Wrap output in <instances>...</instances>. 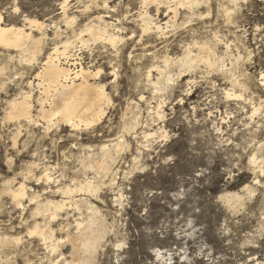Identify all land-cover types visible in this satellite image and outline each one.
<instances>
[{"label": "rangeland", "instance_id": "rangeland-1", "mask_svg": "<svg viewBox=\"0 0 264 264\" xmlns=\"http://www.w3.org/2000/svg\"><path fill=\"white\" fill-rule=\"evenodd\" d=\"M168 1L0 0L2 24L31 32L0 45V264H264V0H186L166 24ZM66 40L62 66L100 69L110 97L90 125L42 116L36 74ZM24 98L32 121L10 117Z\"/></svg>", "mask_w": 264, "mask_h": 264}, {"label": "bare ground", "instance_id": "bare-ground-1", "mask_svg": "<svg viewBox=\"0 0 264 264\" xmlns=\"http://www.w3.org/2000/svg\"><path fill=\"white\" fill-rule=\"evenodd\" d=\"M147 1L148 0H144V2H147ZM173 1L167 2L166 9L168 11H170L173 14V16H172V18L169 17V21L167 20L168 22H166V24L174 22V20L176 22V19H177L178 14H179L178 13L179 12V9H178L179 6L185 7V5L187 3L186 0H173ZM160 4H161V1H160ZM159 5H158V7H159ZM221 5H223V3H221ZM188 6H189V4H188ZM158 7H157V9H158ZM225 9H226V7H225ZM232 10H233V8H232ZM222 12H223V10H222ZM186 14H188V13H186ZM225 14L231 15V10L229 11V9H227ZM102 20H103V18H102ZM150 20L151 19L148 20L149 22H144L143 32L149 31L150 28L151 29L157 28L158 31L159 30L163 31L165 29L162 24L154 23ZM28 22L31 26H35V27H39L42 25V22L38 21L35 18L28 19ZM2 23H3V16L0 13V45L5 46L7 48H15L16 50L25 47L26 46L25 44L31 38V32L26 31L25 28L22 26H15V25H8L7 26V25H3ZM107 24H109V23H107ZM167 28H168V26H167ZM93 33H94V35L98 36L97 38H99V37L103 38L112 44H115V41L118 38V37L116 38L115 35L109 34L110 32H108V30L106 29V26L103 29L101 28V30L93 31ZM81 35H82V33H81ZM72 40H71V42H72ZM76 40L77 39H75L74 41H76ZM69 44H72V43H70L66 40V43H64L62 48L56 47L53 50V52L49 53L46 60L44 61L42 70L36 74V78H38L40 80V82H38V85L44 86L45 96H47V98H46L47 101H44V100H41V98H38L39 102L41 104L40 106H41L42 116L44 118H51L52 120H53V118H59L58 120L63 121L66 123V125L73 126V127H79L81 124L90 125L91 123L98 121L101 118V116L104 114L105 110L103 109L102 106L104 103H106L109 100L110 97H108V94L106 93L105 85H99V84L91 81L94 78V76H98L101 73L100 69H98L97 72L93 73V71L84 68L82 65H80V68H78L77 70L71 69L70 67L62 66L61 55H63V58H66V59H68L71 56V55L70 56L68 55V47L70 46ZM35 48H38V49L40 48V41L36 42ZM207 48L208 47H206V49ZM189 51L186 50V52H189ZM188 56L190 57L191 53ZM184 57L185 58H183V59H186V54L184 55ZM178 60H175V63H176V61H177V63H179ZM191 60H193V59H191ZM76 63L73 62V63H71V65H74ZM185 63H187V62H185ZM181 64H180V66H181ZM170 65H171V59L166 57V59L164 60V67L163 66L160 67L158 65L157 66H158V69H160V70H161V68L162 69L165 68V70L163 69L164 71H161V74L165 75L166 72L168 71L167 68L169 69ZM175 65H173V66H175ZM167 77H168V74H167ZM160 78H161V76H160ZM166 78L164 80L167 81ZM262 81H264V75L262 76ZM232 85L235 87H238L239 91L235 90L233 92H227V97L241 98L244 96V93H246V91L248 92V87H247L246 83L243 81H240L238 79L237 80L233 79ZM27 97H30V95H28ZM13 101L14 102L11 103L12 111L10 112V117L11 118H22V117H24L26 120L32 121V105H31L30 100L28 98H24L22 101H16V100H13ZM45 102L46 103L50 102L49 108H47V109L44 105ZM255 110L257 111V109H254V111ZM147 135H149V134H147ZM252 159H253V157H252ZM256 159H254V160H256ZM259 166H260V164H259ZM252 170H254V169H252ZM44 175H45V177L50 179V176L48 175V173H46ZM88 189L90 190V185L88 186ZM9 191H11L13 199L17 202L24 199L27 195L26 185L24 183H21L16 189H14V190L10 189ZM65 205H66V203L63 201H59V202L55 203L56 211L61 210ZM57 215H58V213L54 212L52 220H54ZM32 232L39 234L41 236V239L44 241L45 244L48 243L47 240H49L51 242L55 241V238H54L55 233H54L53 229H50L49 232H47L44 229L41 230L40 226L37 224L35 229ZM40 236H38V237H40ZM75 241H76V239H75ZM85 243H86V240H85ZM57 246L58 245H55L53 243L52 247L50 249L55 251Z\"/></svg>", "mask_w": 264, "mask_h": 264}]
</instances>
